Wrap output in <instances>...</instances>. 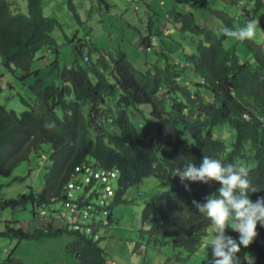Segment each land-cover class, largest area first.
<instances>
[{"label": "trees", "instance_id": "obj_1", "mask_svg": "<svg viewBox=\"0 0 264 264\" xmlns=\"http://www.w3.org/2000/svg\"><path fill=\"white\" fill-rule=\"evenodd\" d=\"M26 1L25 11L18 0H0V53L5 67L23 80L19 98L26 106L18 112L0 104V175L10 176L34 153L41 156L46 145L50 162L43 173V192L4 199L1 208L50 204L51 198L62 195L75 167L91 160L120 172L114 206L126 201L131 187L149 177L160 178L172 187L159 202H149L145 208H157L165 229L156 237L158 224H154L149 239L157 246L161 233L172 236L179 251L174 261H183L182 250L189 256L199 252L213 226L193 201L203 202L220 183L185 182L190 183L189 191L178 176L171 175L172 169L183 168L184 161L199 165L204 155L240 164L247 168L251 186L262 189L250 198L264 197L263 45L250 40L255 57H241L225 46L229 34L200 23L192 11L185 15L173 9L167 15L183 31L203 37L196 52L187 54V67L171 60L165 45L156 60L147 62L149 68L141 71L124 51L109 54L91 48L85 52L88 40L75 47L72 63L62 65L60 46L52 34L61 23L45 16L43 0ZM261 6V0H256L247 19L240 21H253ZM217 12L224 26L234 28L232 16ZM149 31L152 36L144 38L146 45H154L151 38L164 33L155 32L152 25ZM44 47L57 56L48 79L36 63L43 61L38 52ZM93 49L100 53L96 60L91 57ZM225 124L235 130L230 146L214 132ZM157 211L147 213L144 220L156 217ZM257 230L262 239L255 238L251 246L258 255L256 264H264V227ZM60 232L39 231L38 237ZM0 235L36 237L12 227ZM83 241V248L95 250L96 263L105 264L104 250L96 242Z\"/></svg>", "mask_w": 264, "mask_h": 264}, {"label": "rangeland", "instance_id": "obj_2", "mask_svg": "<svg viewBox=\"0 0 264 264\" xmlns=\"http://www.w3.org/2000/svg\"><path fill=\"white\" fill-rule=\"evenodd\" d=\"M47 8L46 13L54 15L59 20L61 26L53 31V36L57 39L60 46V62L62 65L72 63L76 58L74 54L75 47L83 41L92 42L99 51L117 53L124 51L129 53L134 65L137 69L145 71L149 68L139 65L136 59L142 55L148 60L151 57L158 58L157 53L147 52V46L143 47L142 54L138 51L143 44V39L150 34L149 27L152 25L154 31L168 27L172 30L169 36H163L160 40L169 46V55L171 60L185 63L187 54L196 52L198 44L197 37H193L190 32L183 31L179 24L169 15L171 10L177 9L183 14L192 11L195 13L200 23L213 28L217 33L230 31V27L225 26L224 30L220 27V19L217 15L210 13L209 7L213 9H222L219 0H213L212 3L207 0H44ZM62 1V2H61ZM64 2V3H63ZM70 2L72 8L70 6ZM18 4L24 6L26 11L27 1L18 0ZM55 5L57 9L51 12L50 6ZM138 7V10H136ZM232 12V10H229ZM264 16V10L256 16L257 27L256 34L253 39L260 43L264 42V28L261 20ZM255 18V16L253 17ZM152 22V24H151ZM228 31V32H229ZM227 33V32H226ZM237 42L236 38L228 35L225 40V46L232 49ZM90 44L85 45L84 51H90ZM159 46V42L154 43ZM58 46V47H59ZM252 46V43L249 44ZM100 53L92 50L91 57L96 60ZM37 67L41 68L42 74L48 79L50 78V64L57 56L52 53L48 47H44L38 52ZM165 65V60H162ZM86 64V63H85ZM87 65V64H86ZM17 74L8 70L3 64L0 53V104L6 105L7 108L15 109L22 112L26 106L19 98L21 92V82ZM62 115V112H59ZM215 136L223 139L227 145H231L235 140V130L229 125H218L214 129ZM50 146L46 145L44 152L39 156L34 153L29 161H22L18 164L10 176L0 175V203L4 199L17 198L30 192L41 193L44 190L45 179L44 169L49 164ZM251 165H254L251 164ZM113 185H117V180L113 181ZM172 187V184L164 185L160 178H146L139 186L131 187L127 192L124 203H119L113 208V219L107 224L98 222L99 230L104 233V238L99 242L100 247L104 250V257L108 261H114L115 264H210L212 259L210 241L215 233V226H211L208 234L201 244V249L195 255L189 256L187 250H182L183 261H174L173 258L178 252L174 247L175 240L172 236H166L161 233L160 244L155 245L150 238V230L154 224H158L155 228L157 237L160 231L165 229L161 224V217L156 207L146 209L149 202H159L162 193ZM80 193L76 192L74 201H77ZM52 202L54 200H51ZM112 200H108V204ZM92 203H96V197L92 199ZM57 207L60 206L65 210L66 214H72L70 209L64 207L65 199L58 198L55 200ZM33 205V204H32ZM31 203L7 206L4 209L0 206V232H5L9 227L15 230L25 228L28 229L29 217L32 212ZM157 213L147 221V213ZM106 216L101 215L100 220H105ZM21 220H24L21 226ZM91 221H88L90 223ZM32 226V223L30 224ZM26 232V231H25ZM27 233V232H26ZM153 235V233H151ZM226 235L238 238L239 233L231 228L227 230ZM257 239H262L261 233L258 231ZM73 238L67 233L56 238H43L36 240L33 237H23L19 239L17 236L0 235V264H83L78 259V253L75 255L76 261L70 262V254L73 251L68 249L67 242ZM48 253H57L51 258ZM242 262L245 264L244 257L251 260L258 259L257 254L249 245L247 248H241L238 253ZM77 256V257H76Z\"/></svg>", "mask_w": 264, "mask_h": 264}, {"label": "clouds", "instance_id": "obj_3", "mask_svg": "<svg viewBox=\"0 0 264 264\" xmlns=\"http://www.w3.org/2000/svg\"><path fill=\"white\" fill-rule=\"evenodd\" d=\"M207 1L210 2L211 0ZM252 6L253 5L248 3V7L246 8L247 10L245 11L246 13H242L241 16L248 17ZM234 20L236 23H242L240 21L242 19L234 17ZM257 23V21H249L243 28L227 32V34L232 35L239 40L252 39L256 34ZM231 29H235V26ZM155 41L156 37L153 36L151 38V42ZM146 46L151 47L152 51L155 52H162L164 49H159L160 47L154 49V45L150 44ZM147 52L150 51L147 50ZM245 116L248 117L247 114ZM91 161L96 162L95 160ZM97 165L100 166L98 163ZM171 175L178 176L181 182L184 183L186 190L189 191L191 190L190 183L185 182H201L204 184H210L212 182L220 183V187L217 192L205 197L203 202L196 200L193 201V204L198 212L215 226V233L209 245L212 255L210 264H244L238 253L241 252L242 247L247 248L253 243L254 239L258 235V226L264 227V197H259L256 201H253L250 198L251 193L258 192L262 189H256L251 186L248 179L247 168L240 164L227 163L219 158L204 155L199 165L194 162L184 161L183 168L176 167L172 169ZM63 193L61 196L65 199V196L63 197ZM53 199L55 198H51V200ZM114 202L115 198L110 206L111 213L108 219L109 221L113 219ZM54 203L55 201L50 204L42 202H35L33 205L31 204L32 212L35 213V227H38L40 231H46V226L50 228V225L54 222L55 218L52 220H49L48 218L38 219L35 206L49 205V207L52 206L53 208H56L57 205ZM63 228L66 231L90 240L93 243L96 242L98 246H100V240L104 238V236H102L99 240H94L88 236L69 231L65 227ZM229 228L239 233L238 238L226 235ZM178 252H176V254ZM244 259H246L245 264H256L257 261V259L254 258L249 260L244 257ZM105 264H115V262L108 261L105 258Z\"/></svg>", "mask_w": 264, "mask_h": 264}, {"label": "built area", "instance_id": "obj_4", "mask_svg": "<svg viewBox=\"0 0 264 264\" xmlns=\"http://www.w3.org/2000/svg\"><path fill=\"white\" fill-rule=\"evenodd\" d=\"M129 1L132 2V0ZM239 6L242 8V13H246L248 3L240 0ZM147 50L152 51V48L147 47ZM118 178L119 171L116 169L102 168L94 161L80 164L72 172L71 179L65 185L63 193L64 207L70 209L72 214L67 215L61 206L53 208L49 205H37L35 206L37 217L49 220L59 218L67 230L99 240L105 232L99 230L97 220L105 224L109 222L111 210L108 200L111 199L113 202L116 196ZM114 180H117L116 186L113 185ZM76 192L80 195L77 201H74ZM94 197H96V203H92ZM102 214L106 216L105 220H100ZM88 221L91 222L88 223Z\"/></svg>", "mask_w": 264, "mask_h": 264}, {"label": "crops", "instance_id": "obj_5", "mask_svg": "<svg viewBox=\"0 0 264 264\" xmlns=\"http://www.w3.org/2000/svg\"><path fill=\"white\" fill-rule=\"evenodd\" d=\"M212 1L213 0H211V2L210 3H212ZM238 1L239 0H219V2L221 3V5H222V9H211V7H209V10H210V13H212V14H215V15H217L218 17H219V15H218V12L217 11H223V13H225V14H228V15H230V16H232L233 18L235 17V18H237V19H246L247 17L246 16H243V17H241V14H242V8L239 6V4H238ZM255 1L256 0H244V2H246V3H249V4H251V5H255ZM62 2V1H61ZM261 2H262V6H261V10L260 11H262V10H264V0H261ZM64 3V2H63ZM70 6H71V8H72V5H71V2H70ZM252 6V7H253ZM47 8H48V6L46 7L45 6V1L43 0V12H44V14H45V16H47V17H52V18H56L54 15H51V13L50 14H48V13H46V10H47ZM50 8V10H51V12H54L56 9H57V7L55 6V5H53V6H50L49 7ZM250 9V8H249ZM229 10H232V12H230ZM260 13V12H259ZM258 13V14H259ZM257 14V15H258ZM256 15V16H257ZM256 16H255V18H254V20L253 21H257L256 20ZM219 19H220V27L224 30V28H225V26H224V21H223V19L221 18V17H219ZM261 24H262V26H263V28H264V16H263V19L261 20ZM234 26H235V29H231L229 32H231V31H234V30H236V29H240V28H243L244 26H245V23H239V22H235L234 21ZM213 29V28H212ZM153 30H154V28H153ZM228 31H223L221 34H224V33H226V32H228ZM171 33H173L172 32V30H170V29H168V27H166L165 28V30H164V33L162 34V35H156L155 34V36L154 37H156V41H155V43L157 42H160V45L159 46H153V48L155 49V48H159V49H163V48H166L165 47V45L169 48V46H170V48H171V43H168V44H166L163 40L161 41L160 39L163 37V36H169ZM148 36H152L151 35V32H150V34L148 35ZM147 36V37H148ZM146 37V38H147ZM193 37H197L198 39H197V41L199 40V39H203V37L202 36H193ZM163 39V38H162ZM236 40H237V42L234 44V47L231 49V50H234V51H236L237 52V54L239 55V56H241V57H248V58H250V59H253L254 57H255V55H254V52L249 48V44H248V42L250 41V40H252V41H254V42H256L257 44H259V45H263L264 46V42L263 43H260L259 41H257L256 39H249V40H239V39H237L236 38ZM148 41V40H147ZM90 44V48H94L95 47V45L92 43V42H90L89 43ZM145 43H144V39H143V44L139 47V49H138V51L140 52V53H142V54H144V53H146L145 51H143V47L145 46L144 45ZM150 52H155V51H150ZM155 53H157V52H155ZM128 54V56H130L129 55V53H127ZM147 54V53H146ZM131 57V56H130ZM132 58V57H131ZM153 60H156L157 58L155 57H151ZM149 58H145L143 55H142V57H140V58H138V59H136V62L139 64V65H144V66H148V64H147V62L149 61V62H153V61H151V60H148ZM131 60H133V61H135V59H131ZM34 212H31V215H30V217H29V223H28V229L27 230H25L26 232H27V234H33V235H35L36 237H35V239L36 240H41V239H43V238H48V237H51V238H56V237H58L59 238V236H62L64 233H67V234H69L70 236H72V240L71 241H68L67 242V244H69L67 247H68V249H72L73 251L71 252V254H70V262H74V261H76V258H75V255L78 253V259H80L81 261H82V263L83 264H97L96 263V252H95V250L94 249H92V248H83V245H85L86 243L83 241V239L84 238H82V237H80V236H78V235H76V234H73V233H70V232H68V231H66L65 229H61V227L63 228V223H62V221L60 220V219H58V218H55V220H54V222L50 225L51 226V228H48L47 226H46V231H50V230H57V231H61L60 233H57V234H53V235H46V236H44L43 237V235L42 236H40V237H38V232L40 231V229H38V227H35V225H36V223H35V218H34ZM22 222H21V226H23V223H24V220H21ZM32 223V226H30V224ZM23 229H25L24 227H23ZM25 232V233H26ZM78 238H81V242L82 243H79L78 244V242H79V239ZM56 254L57 253H48V255L51 257V258H54V256H56ZM76 256V257H77Z\"/></svg>", "mask_w": 264, "mask_h": 264}]
</instances>
